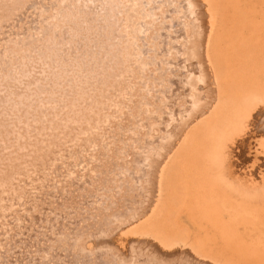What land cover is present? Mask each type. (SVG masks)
Returning a JSON list of instances; mask_svg holds the SVG:
<instances>
[{"label": "bare ground", "instance_id": "6f19581e", "mask_svg": "<svg viewBox=\"0 0 264 264\" xmlns=\"http://www.w3.org/2000/svg\"><path fill=\"white\" fill-rule=\"evenodd\" d=\"M18 1L19 0H15V3H17ZM20 1H19V4H20ZM47 1H49V0H46V2ZM171 1L173 2V1H177V0L165 1L166 7L169 8L167 14H165L166 16L163 17V15H162L163 19L165 18V20H166V18L169 19L170 17L168 18V16H172V14L176 12V8H177L176 6L177 5H175L176 8L174 7V10H173L171 5L172 4L174 5V2L170 3ZM180 1H179V3L183 4L182 8H184V14H183V12H182V14L184 15V17L179 16L180 18L177 20V22H178L177 24H180V26L183 25L184 28H185L184 22L185 23L187 22L190 25L186 24L189 26H187L185 28V30H183L181 33H177L176 30H174L176 32V35H174V36L172 35L170 37V39H171V42H170V39H168L169 37L166 36V34L170 30V28H172L171 26H173L176 23V21L174 22V20H172V17H171V21H172L171 25L169 22L168 23L164 22L163 24H161L162 23L161 22L159 24V27L156 26L158 28L157 29L155 28L156 30H158V33L153 34V37H150L149 40L147 39L148 38L147 37L146 41H148V43H154L160 39L162 40L163 38H165L164 43H162L163 44V46H162L163 51L166 50V49H164V48H166L165 47L166 42L171 43L170 44L171 49L174 50L176 53L174 58L177 57V60L175 59L177 62L176 63L174 62V63L176 64V67H177L178 72L180 74L179 76H181V78L174 80L175 84L174 83L173 84L178 85L179 82L184 83V81H182V80L183 79L186 80L185 75H187V73H189L191 68H194L196 66L192 67V64L195 62V61L194 62L192 61L194 59L191 60V63L189 62V59H186L189 62L188 64H186L182 60V57H180V51H179L180 48H177V45L179 44L180 40H183L188 36L187 33L190 32L192 28H194V30L196 29L195 34L191 33V32L190 33L192 35L194 34L193 37L195 38V40H198V42H199V45L195 50V53H196L195 55L198 56L196 62H197L199 69L201 71L199 74V75H201L199 80H201V82L203 84V87H201V88H202V91L204 90L203 93L205 95L202 98L197 95L201 99L199 100V98H197L198 101L196 100L197 102H193L192 101V100H194L193 96L187 95L188 90L186 89V91H184V94L186 95L184 100L187 99V102H190V103L188 104L186 109L184 108V111L182 112V114H178L174 118L170 117L171 115L174 114L173 110H172V109H174V106L169 105L170 101H172V100L170 99L169 103H168V101L163 102L164 99L161 98V95H160V97L159 96L156 98L154 97L156 100V104L160 103L159 107L155 106L153 109H146V106H145V109H142V110H144L143 114H141V110L139 111L136 109L139 112V113L136 112V114H138L137 117L141 116L140 118H142L144 120L145 126L148 127V125H150L151 120H154L153 123H154L155 128H156V129L155 128L154 129L156 130L157 135H155L156 133H152V128H147L146 129L147 135H146V138H144V140L145 139L146 140H145V142L142 143V146H143L142 151L143 152L140 150L141 152L134 153L133 157L130 159L131 163H132V164H130L131 169L129 167H127V169L125 168L126 170L123 169V167L120 169V171L123 169L122 172L125 171L127 178H126V176L125 177L122 176L123 174H121L118 171V176L116 178L117 179V185H119V188L121 187L122 191H123V201L121 199V201H122L121 203H123V204L120 203L119 210L115 209L114 211H112L110 213H105V214L102 213L103 219H100L98 221V220L92 218L93 224H91V226H90V223H89V227L90 228L92 227V230H93L92 232H90L91 235H96V236L101 235V236H103L102 237L103 239H104V237L107 239L101 240L102 238L100 237L101 238V239L99 238L100 241H98V238H97V241L95 242V241H93V239L96 240V238H94L93 236H92V238H93L92 240L85 237L86 233H83L84 228L81 229V227H80L83 220H82L81 216L80 217L78 216L79 215L78 211H80L81 209H79L76 212V216H74L75 212H73V211L69 214V216H67V218H69V220L71 217H73V218H71L72 219L71 220L72 226L70 225V227H69V225L67 224L68 225L67 227H69V228H67L69 235H68V238L64 239V237L62 236L63 233L60 232L59 230H57L54 226H52L50 224L51 222L45 223V227L47 228V230L45 227L42 229L44 224H41V223H43L42 221L44 220V218H45L44 222L47 219L43 215L41 216L40 214H38L42 211V209L39 212L38 211L39 208H38V210H37L38 213L36 212L38 215H36L35 212H33L36 208H33V206L31 207L30 204L33 202V200L31 198L30 199L32 200V202L30 201L31 202L30 203L29 201H27L26 207H28L29 209H27L28 211L25 210V212H24L23 207L20 206V203H17V201H19V200H17V201H15V205H13L15 208L14 209L15 210V216L14 217L18 218V216H20V215L17 216L16 212L23 214L24 217H28L29 214L36 215V218L34 221L35 223L33 224V226H35L38 229H34L35 231L32 232L34 234L31 236L26 237L24 235L26 237L25 240H27L26 243H28L29 245H32V246H31V248H28V250L26 247H24L26 250L24 248L22 250L21 248L17 249V247H18L17 245H20L19 244L20 242L18 243V241H16V239H17V236L20 235V230L22 231V229L25 227V225L23 224L24 227L22 229H19V227H17L16 225L11 226V227L9 226V229L7 230V232H4L7 227L0 226V232L7 233V237H9L8 242L10 244L9 245L8 242L4 243L5 248L3 247V250H1L2 253H0V255L2 254V258L0 259V264H65V263H67V264H118L115 257L112 256L113 255L112 251H114V252L116 251V253L118 255L121 254L122 257L123 256L127 257L128 255H126V254L129 252L131 258L133 256L136 259H138L140 257L141 261H143L144 264H198L195 262L193 263V261H197L200 264H264V162H263L264 161V159H263V157H264V0H192L193 4L191 5L192 2L189 3L190 7H188V4H187L188 0H180ZM7 2H8V0H7ZM10 2H11V0L8 3H10ZM31 2H33V1H31ZM39 2L37 1L36 3H38V5H39ZM42 2H40V3H42ZM99 2H100V0H99ZM105 2H107V1H105ZM128 2H130V1H128ZM149 2H150V0H149ZM26 3H28V2H26ZM36 3H34V4L36 5ZM48 3H46L47 7L50 4L53 5L52 2L49 4ZM71 3H73V1H71ZM74 3H76V2H74ZM4 4H5V0H0V7H2V10H3V7H4V10L6 8V6ZM14 4H12V5H14ZM67 4H69V3H67ZM77 4L78 3H76V5ZM120 4H119V6H120ZM153 4H154V2H153ZM20 5H22V7H23V3ZM20 5H18V7ZM42 5H43V3H42ZM102 5H103V2H102ZM124 5L125 6H123V7H126L127 2ZM161 5H162V3H161ZM9 6H11V4H9ZM24 6L26 9V4H24ZM83 6H84V4H83ZM88 6H90V5H87V7ZM13 7L15 8V6H13ZM31 7L32 6L30 5V8ZM33 7H34V5H33ZM92 7H93V5H92ZM136 7L137 6H135V8ZM140 7L142 8V6H140ZM178 7H179V5H178ZM51 8H52V6H51ZM51 8H50V10H51ZM71 8H72V5H71ZM76 8H75V10L78 9V8L77 9ZM80 8L81 7H79L78 10H80ZM114 8H115V6H114ZM114 8H112V9H114ZM121 8H122V6H121ZM150 8H151V12H152V7H150ZM28 9L29 8H27V12H28ZM102 9L103 8L101 7V11H102ZM37 10H40L39 6H38ZM47 10H48V8H47ZM87 10H89V9H87ZM146 10L148 11V8ZM11 11H12V9H11ZM19 11L21 12V10H19ZM63 11H64V9H63ZM67 11L68 12H66V11L64 12L66 15H63L64 13L62 15H63V17H65V20L69 19V22H70L71 21L70 15L71 14L73 15L74 12H72V11H74V10L71 11V9H70ZM103 11H104V9H103ZM154 11H156V9L155 10L153 9V13H154ZM0 12H1V10H0ZM151 12H150V14H151ZM10 13H8V15H10ZM22 13H24V10H23V12H21V15H22ZM30 13H31V11H30ZM55 13H56V11H55ZM75 13H77V12H75ZM100 13H102V12H100ZM108 13H110V11ZM53 14H54V12H53ZM58 14L59 13H57V15ZM2 15H4V14H2ZM19 15H20V13H19ZM19 15H17V16H19ZM127 15L129 16L128 19H130L131 16L129 15V13ZM135 15H136V13H135ZM33 16H35V15H33ZM33 16H32V18H33ZM56 16H54V17H56ZM82 16L84 17L85 20H89V21H90V18L92 17L88 12H84L83 14H81V17ZM97 16H98V14H97ZM101 16H102V14H101ZM114 16H116V15H114ZM137 16H140V14ZM151 16L154 17L153 15H151ZM0 17H1V15H0ZM117 17H119V16H117ZM7 18H5V19H7ZM19 18H20V16H19ZM74 18H76V17H74ZM99 18H100V16H99ZM108 18H110V17H108ZM159 18L160 17H158V19ZM177 18H178V15L176 16V19ZM16 19H18V18H16ZM35 19H36V17H35ZM41 19H42V17H41ZM56 19H57V17H56ZM79 19H80V17H79ZM97 19H95V20H97ZM136 19L137 18L135 17V20ZM181 19H182V21H180ZM19 20L21 21V19H19ZM14 21L16 22L17 20H14ZM53 21H54V19H53ZM34 22L36 23L37 20ZM38 22H39V19H38ZM66 22L67 21L63 22V19H62V21H60L58 24H56L59 26H58V28L57 27L55 28V31H53L54 29L51 27L53 29L52 30L53 33H55V36H56V34H59V32H63L67 29L68 30L70 29V27L72 25L70 24L71 26L69 25L70 26L69 27L68 26L69 22H67V24H66ZM90 22H89V24H90ZM116 22H117V20H116ZM118 22H119V18H118ZM152 22H154V21H152ZM180 22L181 23L183 22V23L181 24ZM0 23H2V22L0 21ZM71 23H72V21H71ZM92 23H93V20H92ZM126 23H129V22H126ZM148 23H149V21L147 20L146 24H148ZM2 24L4 25V23H2ZM5 24H7L6 21H5ZM9 24H11V23H9ZM37 24H39V23H37ZM96 24H99L96 26L100 30V31L98 30L99 33L102 36L103 35L105 36V38L103 37L102 40H105L106 35H107V29L105 30V28L107 27L106 26V24H107L106 16H104V19L101 18L99 20V22ZM3 25H2V27H3ZM21 25L22 24H20L19 26H21ZM44 25H45V23H44ZM49 25H50V23H49ZM53 25H54V23H53ZM82 25H80V26H82ZM132 25H133V23H132ZM157 25H158V23H157ZM23 26L24 25H22V27ZM178 26H176V27H178ZM26 27L28 28V26H26ZM37 27H36V29H37ZM78 27H79V25H78ZM112 27H113V25H112ZM115 27H114V29H115ZM126 27H128V26H126ZM153 27H155V26L153 25ZM174 27H175V25L173 26V28ZM148 28L150 31V27H148ZM12 29H15V28H12ZM39 29H41V28H39ZM45 29H47V28H45ZM73 29H75V28L73 27ZM95 29H97V28H95ZM117 29H116V32H117ZM42 30H43V28H42ZM110 30H111V28L108 29V31H110ZM16 31H18V28L16 29ZM34 31H36V30H34ZM80 31H82V30H80ZM171 31H172V29H171ZM192 31H193V29H192ZM1 32H2V30H1ZM38 32L37 33L35 32V33L38 34ZM66 32H68V31H66ZM121 32H124V31H121ZM153 32H155V31H153ZM22 33H23V31H22ZM22 33H21V35H22ZM44 33H46V32H44ZM68 33H70V32H68ZM83 33H84V35H83ZM12 34H14V33H12ZM29 34H30V31H29ZM81 34L83 36L86 35L89 42L93 41L96 44V40H97V42L99 41L98 37L100 35L97 34L98 36H93L94 34L92 33V27H90V26H89V28H87V30L84 29ZM146 34H147V32L145 33V35ZM169 34H170V32H169ZM70 35H71V33H70ZM70 35H68V36H70ZM148 35L149 34H147V36ZM4 36H2V37H4ZM23 36H25V34ZM52 36H54V35H52ZM124 36H126V35H124ZM36 37H38V36H36ZM107 37H109V36H107ZM39 38L40 37H38V39ZM33 39H35V37ZM44 39H46V38H44ZM61 39L63 41V37H61ZM69 40H71V39H69ZM138 40H140V38ZM11 41H13V40H11ZM112 41H114V40H112ZM135 41H137V40H135ZM21 42H22V40H21ZM30 42H32V41H30ZM30 42H28V43L30 44ZM52 42H53V40L51 41V43ZM54 42H55V40H54ZM70 42H72V41H70ZM126 42H127L126 43V46H127L131 43V40L128 38ZM196 42L197 41H195L194 44ZM86 43L87 42H85V44ZM191 43H189V44H191ZM57 44H58V41H57L56 45ZM67 44L68 43H66V45ZM72 44H75V43H72ZM82 44L84 45V43H82ZM137 44H139V43H137ZM141 44H144V42ZM6 45H8V42ZM34 45H35V43H34ZM37 45L38 44H36V47H37ZM41 45H44V44L42 43V44H40V46ZM76 45H78V44H76ZM92 45H93V43H92ZM92 45H90V46H92ZM149 45L151 46V44H149ZM16 46H18V45H16ZM49 46H50V43H49ZM65 46L62 45V48H64ZM116 46H117V44H116ZM120 46H121V44H120ZM126 46H124V48ZM182 46H184V45H182ZM22 47H23V45H22ZM36 47L32 48V50L34 49V51H35V49H37ZM99 47H100V49L99 48L98 49L101 53L102 52L104 53L105 50H106V52L104 54L109 53V50L107 49V44L105 45V43H102V44L100 43ZM71 48H70V50H71ZM90 48L85 47L81 51L79 50L80 51L79 55L82 54V56L79 57L78 59L73 58L74 56H77V54H78V52L76 54L73 53V52H75L74 51L75 49L72 52L68 48V51L66 52V54H65V52L60 50V53L62 55V56L60 55L61 56V61H60L61 64L59 65L60 68H59V70H57L56 73L50 72L48 70V68H44L45 67L44 66V60L46 58H44L43 56H39V54H41L40 49L42 50V48H40L39 52L37 51L38 55L37 54L31 55L29 60L24 59L22 61L21 60L22 58L20 59L21 60L20 61L21 67L19 66V68L21 69V71L19 70L20 74L18 75L19 77L16 80L15 79L14 80H9V79L2 80V79H0V104H2V105L4 102H6V100H10L8 98H12V101H13V99H16V96L19 97L18 96L19 94H23V95H24V93L34 94V92H36V90L39 91L40 89H42V92L44 94L49 95V96H47L49 101L44 106L46 109L42 110V111L41 110L38 111V114L36 113V115H33V117H32V121H34L36 117L37 118L39 117L40 121H37L38 119L36 120L39 123L34 122L32 125L28 124L27 127H25V130L21 131V132L18 131L17 126H16L17 128H14L13 133L14 134L17 133L18 137H19V135H21V138L19 137L20 142L19 141L17 142L18 146L19 145H21L22 147L28 146L30 148L36 147L34 145L33 141H31L30 138H28L29 134L34 129L39 131L43 135V136H41V137H43V139L41 138L40 140H42L43 144H45V147H50V146L54 145L55 143H57L58 140H60L62 138V135H64V136L66 135L68 130H70L68 128L69 126L70 127L73 126L74 129L75 128L79 129L83 126L85 129L86 125H89L90 127H93V128L99 127V126H97L98 120H94L93 122H91L92 119H87V118H88V116H90L91 114H93L95 112L105 111L104 110V108H105L104 103L108 104L109 101L112 102V98L110 95L111 93L109 94V91L110 90L112 91V86L109 85V83L110 84H112V83H111V79L105 75V72L107 70L104 71V68L102 67V64L100 61V59H102V58H100V56H102V55L100 53H98V51H96V50L94 52H91ZM96 48H97V46H96ZM137 48H139V47L137 46ZM140 48H139V50H140ZM24 49H26V48H24ZM24 49L22 51H24ZM46 49H47V47H46ZM92 49H93V47H92ZM110 49H113V48H110ZM5 50H6V48H5ZM28 50H30V49H28ZM147 50H149V49H147ZM155 50L156 49H154V51ZM0 51H1V49H0ZM144 51H146V48L143 50V52ZM152 51H153V49H152ZM152 51L150 50V52L154 56L153 62H155V60L157 59V56L159 54L162 55L163 57L165 55V54H163V51H160L159 53H156L154 51L152 52ZM54 52L55 51H53V53H52L53 57H54ZM68 52H72L74 54V56L73 57L69 56L70 53H68ZM113 52H114V50H113ZM12 53H10V54H12ZM30 53L32 54V52H30ZM110 53H112V50H110ZM164 53H165V51H164ZM6 54H8L7 51H6ZM26 54H29V53L27 52ZM187 54H188V52H187ZM18 55H22V54H18ZM55 55L58 56L57 54H55ZM136 55H138V54H136ZM166 55H167V52H166ZM16 56H14V57H16ZM23 56H25V54ZM0 57H3V56L1 55ZM117 57H118V55H117ZM56 58H58V57H56ZM110 59H112V58H110ZM126 59H128V58H126ZM15 60H16V58H15ZM112 60H114V59H112ZM139 60H141V58ZM162 60H163V58H162ZM45 61H47V60H45ZM125 61H127V60H125ZM148 61H150V59H148ZM164 61H165V59L163 60V63H164ZM142 63H143V61H142ZM144 63H145V61H144ZM169 63H164V64L166 65ZM116 64H117V62H116ZM137 64H138V62H137ZM147 64L149 65L148 62H147ZM156 65H157V63H156ZM172 65H171V67H172ZM11 66H12V64H11ZM55 66H57V65H55ZM55 66H54V68L56 69ZM103 66L105 67V65H103ZM106 66L108 67V64ZM111 67L114 68L115 66H111ZM12 69L14 70V68H12ZM140 69H142V68H140ZM15 70H17L16 67H15ZM8 71H10V70H7V72ZM137 71H138V69H137ZM173 71L177 72V70H173ZM156 72L161 74L160 71L159 72L156 71ZM21 73H23V74H21ZM110 73H111V70H110ZM152 73H154V72H152ZM167 73L169 74L168 71H167ZM197 73H198V71H197ZM3 74H4V72H3ZM149 74L151 75V73H149ZM111 75H112V73H111ZM130 75H132V74H129V76ZM153 75H155V74H153ZM199 75L197 74V76H199ZM7 76H9V75H7ZM142 77H144V75H142ZM169 77H170V75H169ZM192 77H194V76H192ZM68 78H70L73 82V85L70 86V89H66L67 87L64 88L63 85H61V87H60L59 83L61 82V80H63V79L67 80ZM150 78H152V77H150ZM161 78L162 77H160V79ZM10 79H11V77H10ZM118 79H120V78H118ZM173 79H175V78L173 77ZM192 79H191V81H192ZM150 80H152V79H150ZM194 80H195V77H194ZM113 81H114V79H113ZM147 81L149 82V79ZM157 82H160V81H156V83ZM169 82H170V80H169ZM120 83H122V81ZM138 83H140V82H138ZM144 83L145 82H143L142 84H144ZM192 83H193V81H192ZM112 85L114 86V84H112ZM135 85H136V83H135ZM161 85H163V84L161 83ZM197 85H198V83H197ZM127 87H128V85H127ZM149 87H151V86H149ZM159 87H161V86H159ZM164 87H166V86H164ZM183 88H185V87H183ZM133 89H135V88H133ZM152 90H153V88L151 89V92H152ZM164 90H166V89L164 88ZM121 91H122V89H121ZM167 91H169V90L167 89ZM113 92H114V94H117L115 92V90H113ZM137 92H139V91H137ZM188 92H191V91L189 90ZM153 93L157 96L156 91H154ZM182 93H180V94H182ZM171 94H172V92H171ZM171 94H169L168 97ZM175 95H176V91H175ZM172 96H173V94H172ZM25 97H27V96H25ZM143 97H144V95H143ZM120 98H122V97H120ZM123 98H125V97H123ZM129 98H130V96H129ZM39 99L40 98H38V100ZM142 99H144V98H142ZM149 99L147 98V101ZM79 100H82V101L79 102ZM180 100H181V98H180ZM36 101H37V99H36ZM125 101L126 100H124V102ZM42 102H44V101H42ZM134 102H136V101H133V104H134ZM174 102H176V101H174ZM16 103L17 102H15V105H16ZM53 103H55V104H53ZM69 104H71L70 105L71 109L67 108L68 111L66 110V112L70 113L72 111V112H74V114H72L70 117L66 116V118H65V116H64L62 118L61 117L59 118L57 116V109H59V112H61L62 107L64 108V106H67ZM148 104H149V101H148ZM181 104H182V100H181ZM184 104H182V105H184ZM34 105H36V103ZM172 105H174V104H172ZM12 106H13V104H12ZM17 106H19V105H17ZM127 106H129V105H127ZM143 106H144V104H143ZM2 107H0V108L2 109ZM184 107H185V105H184ZM35 108H37V105ZM112 108H110V109L107 108L109 110L105 111V112H109V114L106 113V114H108L107 117H111L114 120L113 116H115V115L113 114ZM122 108H123V106H122ZM182 108H183V106H182ZM3 109H5V108H3ZM21 109H22V107H21ZM176 109H177V106H176ZM31 110H32V108H31ZM11 111H12V109H11ZM117 111L119 112L118 109H117ZM1 112H3V111H1ZM35 112H37V111H35ZM63 112H65V111L63 110ZM114 112H116V111H114ZM177 112H179V110ZM6 113H9V112H6ZM14 113H15V110H14ZM30 113H31V111H30ZM69 113H68V115H69ZM19 114H20V112H19ZM40 114H43V116L41 117ZM15 115H17V114H15ZM8 116L9 115H7V117H5L4 119L11 121L12 116L11 117H8ZM20 116H21V114H20ZM94 116H95V114H94ZM100 116H101V114H100ZM174 116H175V114H174ZM24 117H28V116L24 115ZM115 117H117V116H115ZM20 118H18V119H20ZM43 118H45V119H43ZM103 120H104V118H103ZM106 120H109V122H113L112 119L110 120L107 118ZM132 120H136V119H132ZM173 120H176V123H174ZM28 121H30V120H28ZM172 121H173V123L171 124L170 122H172ZM123 122H124V119H123ZM118 123H120L119 120H118ZM125 123H126V120H125ZM133 123H134V121H133ZM10 124H14V121ZM158 124L160 125V127L157 128L156 126ZM114 125H115V123H114ZM139 126H141V125H139ZM145 126H144V128H145ZM117 127H119V126H117ZM124 127H126V126H124ZM127 127H128V124H127ZM155 130H154V132H155ZM133 131H134V128H133ZM135 131H136V129H135ZM24 132H25V134H24ZM141 132H143V131H141ZM10 133H11V131H10ZM73 133H74V131H73ZM73 133H71V134H73ZM114 133L116 134V132H114ZM75 134H77V133H75ZM105 134H106V132H105ZM111 134H112V132H111ZM116 135H119V134H116ZM31 136H32V133H31ZM38 137H39V134H38ZM90 137L92 138V136H90ZM94 137H95V135H94ZM119 138H121V136H117V139H119ZM71 140H72V138H71ZM79 140H80V138H79ZM93 140H94V138H93ZM127 140H129V139H126V141ZM12 141H14V140H12ZM120 141H122L123 144H125L124 139H121ZM250 141H251V143H250ZM72 142L70 144H72ZM83 142H84V140H83ZM106 142H107V140H106ZM132 142H131V145L134 144ZM2 143H3V140H2V138H0V145ZM80 143H82V142H80ZM140 143L138 142L137 143L138 147L136 146L139 149L141 148ZM83 144H85V143H83ZM89 144H92V143L90 142ZM127 144H129V143L127 142ZM77 146H78V144H77ZM80 146H81V144H80ZM105 146H107V144ZM250 146H252V148H249ZM22 147H21V149H22ZM60 147H61V145H60ZM30 148H28V149H30ZM54 148H56V146ZM122 148H120V149H122ZM127 148H125V149H127ZM149 148L154 149L153 150L154 154L151 155L152 157H150V155H149V157H147L144 154V150L148 151ZM36 149H37V147L35 148V150ZM69 150H68V152H69ZM88 150H86V151H88ZM11 151L13 152V150H11ZM33 151L34 150H32V153H34ZM49 151H50V149H49ZM52 151H54V150H52ZM250 151L252 154L250 153ZM27 152H29V151H27ZM102 152H103V149H102ZM108 152H109V150H108ZM5 153H6L5 154L6 156L0 155V211L1 212H3L4 210H7V208H8V206L6 207L4 205L6 202H4L1 199V193L3 192L2 191L3 186H5V184L8 182V179L12 181L11 176L13 175V178H14V175L17 173V171H19V169L22 165V161L24 160L22 156H19L20 154H18L16 157H13L14 155L12 154L13 155L12 158H9L7 152H5ZM15 153H17V152H15ZM73 153H74V151H73ZM86 153H84L85 157H86ZM90 153L92 155V152H90ZM112 153H114V152H112ZM119 153H120V151H119ZM52 154H53V152L51 153V156H52ZM106 154H107V152H106ZM261 154L263 155V157H261L262 156ZM46 155H48V154H46ZM78 155H79V151H78ZM99 155H101V154H99ZM99 155H98V157H99ZM33 156H34V154H33ZM40 156H41V154H40ZM93 156L95 157V155H93ZM79 157H81V155H79ZM111 157H112V155H111ZM114 157L115 156H113V158ZM116 157H117V155H116ZM29 158L30 157L27 158V156H26L25 160L29 159ZM36 158L37 157H35L33 159H36ZM54 158H55V156H54ZM68 158H67V160H68ZM88 158H89V156H88ZM125 158H126V156H125ZM37 159L39 160V158H37ZM64 159H65V157H64ZM84 159H86V158H84ZM116 159H118V158H116ZM120 159H121V157H120ZM128 159H129V157H128ZM60 160H61V158H60ZM69 161H70V159H69ZM87 161H89V160H86V163H87ZM92 161H93V159H92ZM260 161H262V163H260ZM108 162H110V161H108ZM125 162H126V159H125ZM88 163H89L88 165H90V162H88ZM75 164H77L76 161H75ZM91 164H92V162H91ZM124 164H126V163H124ZM71 165H73V164H71ZM117 165H119V164H117ZM77 166L78 165H76V167ZM114 166L115 165H113V167ZM121 166H123V165H121ZM58 167H62V165L57 166V168L55 167L57 169V172L59 170ZM93 167L97 168L96 165H94ZM98 167L100 168V166H98ZM102 169H103V167H102ZM102 169H100V171ZM106 170H107V168H106ZM118 170H119V168H118ZM26 172H28V171H26ZM62 172H64V171H62ZM95 172H97V171H95ZM101 172H103V171H101ZM29 173H31V171ZM39 173H40V171H39ZM67 173H68V171H67ZM112 173H113V171H112ZM114 173H115V171H114ZM57 174L58 173H56L55 176H57ZM65 174H66V172H65ZM104 174H106V173H104ZM36 175H37V173H36ZM92 175H94V174H92ZM107 175H108V172H107ZM47 177H49V176H47ZM60 177L57 176V178H59V179H60ZM83 177H85V176H83ZM88 177H89V175H88ZM40 178H41V176H40ZM43 178L44 177H42V179ZM57 178H56V181H57ZM78 178H76V179H78ZM48 179H50V178H48ZM86 179H88V178H86ZM14 180L12 181V183L14 182ZM17 180H19V179H17ZM66 180H68V181H66ZM95 180H98V179H95ZM95 180L93 182H95ZM28 181H32V179L30 180V178H29ZM33 181H35V180H33ZM62 181L64 182L63 186H67L71 183L78 190L82 189L83 185L85 184V182H84V184L82 183L83 184L82 185V184L77 183V181H75V180H71V179H67V178L66 179L62 178ZM80 181H82V180L80 179ZM98 181H96V182H98ZM36 182H38V181H36ZM45 182H46V180H45ZM36 184H38V183H36ZM47 184H46V186H47ZM115 184H116V182L110 183L108 181V179H106V178H105L104 183H103L104 188H106V190L109 187L111 189H114L112 186H116ZM7 186H8V183H7ZM57 186H59V185H56V187ZM87 186L89 187V185H87ZM31 187H32V185H31ZM34 187H36V186H34ZM51 187H53V186L51 185ZM97 187H99V186H97ZM14 188H16V187H14ZM71 188H72V186H71ZM76 188H75V192H77ZM117 188H118V186H117ZM32 189H34V188L32 187ZM46 189H47V187H46ZM52 189L54 190L55 188L53 187ZM52 189H51V191H52ZM67 189H68V186H67ZM19 190L21 191V189H19ZM26 190H29V189L27 188ZM100 190H101V188H100ZM8 191H6V192H8ZM90 191H91V189H90ZM24 192L25 191H23V193ZM85 192H86V190H85ZM100 192H98V193L100 194ZM103 192H105V191H103ZM17 193H19V192H17ZM45 193H46V191H45ZM49 193H50V191L48 192V194ZM71 193H73V192H71ZM95 193H96V191H95ZM21 194L19 193V195H21ZM48 194L46 193L45 196H47ZM104 194L105 193H103V195ZM107 194H105V195H107ZM19 195H17V196H19ZM72 195H74V194H72ZM77 195L78 196H77L75 202H77V201L80 202L81 193L78 191ZM111 195H113V194H111ZM50 196H51V194H50ZM84 196H85V194H84ZM48 197L49 196H47V198ZM67 197L64 196V194H63L60 199L63 200V199H66ZM93 197L96 199L95 196H93ZM103 197H105V196H103ZM108 197H110V196H107V199H108ZM23 198H25V197H23ZM73 198H75V197H73ZM94 198H92V199H94ZM7 199H9V198L7 197ZM19 199H20V197H19ZM69 199H71V198H69ZM97 200L98 199H96V201ZM83 201H85V204H84V206H81V207H82V210L84 211L87 207L90 206V202L88 200H86L85 198L83 199ZM96 201H95V203H96ZM81 202H82V200H81ZM117 202H120V201H117ZM10 203H12V202L10 201ZM95 203L92 205H95ZM34 204H35V202H34ZM71 204H72V202H71ZM107 204L110 205L109 203H107ZM115 204H117V203H115ZM32 205H33V203H32ZM102 205H104V204H102ZM102 205L99 207L102 208ZM60 208L62 209L61 206H60ZM73 208H75V207H73ZM75 209H77V208H75ZM88 209L89 208H87L86 210L88 211ZM111 210H112V208H111ZM95 211H97V210H95ZM1 212H0V217H1V219H3L4 213L1 214ZM45 212H43V213H45ZM50 213L52 214V212H50ZM53 213H54V211H53ZM68 213H69V211L66 213V215ZM98 214L100 215V213H98ZM108 214L110 216H108ZM88 216L89 217L92 216L90 211L88 212ZM88 216H86V217L88 218ZM62 217H64V216L62 215ZM95 217H97V216H95ZM59 218H61V217H59ZM14 219H16V218H14ZM61 219H63V218H61ZM83 219H85V218H83ZM6 220H8V219H6ZM10 220L12 221V218ZM88 220H87V222H88ZM21 221H22V219H21ZM24 221H26V219ZM24 221H23V223H24ZM66 222H67V220H66ZM66 222H65V224H66ZM20 223L22 224V222H19V224ZM25 223H28V222H25ZM60 223L62 224L63 222L61 221ZM30 225L31 224H29V226ZM97 226H98V228H96ZM55 229H56V231H55ZM46 231H48L49 233H45ZM90 233L88 234L89 236H90ZM60 235H61V237H60ZM89 236H87V237H89ZM18 237H20V236H18ZM21 237H22V235H21ZM19 239H21V238H19ZM53 240H54V242L60 240L59 243H57L60 246L65 241L67 243V245H69L68 249L70 248V246L73 249L78 248L80 246L81 247L83 246L87 250L88 249L90 250L91 248H95V247H100V248L94 254H90L91 252H86V253H83L79 256L76 255L75 260H73L74 258H72V260L69 261L70 263H68L66 260H65L66 261L65 262L63 259V256L65 254L63 256L60 255L61 251L58 250L60 248V246H57V245H55V247L52 246ZM106 243L108 244V247L110 246V249L113 248L115 250H113V249L110 250L107 248V246H106V248L102 246V245L105 246ZM21 247H22V245H21ZM141 247H143V248H141ZM146 248H148V250H151L150 252H154L155 254L160 256L159 258H161V259L163 258L165 261H168V263L167 262L166 263L165 262H158V260H159L158 257H157L158 260H155L156 259L154 257L155 255L153 253L146 251ZM16 251H17V254H16ZM18 251L22 254H19ZM109 252H111L112 254ZM62 253H65V252H62ZM17 255H20L21 258H19L20 256L17 257ZM92 255H94V258ZM67 256H69V255H67ZM181 256H185L187 258L184 257V259H183V257L181 258ZM66 258L69 259L68 257H66ZM135 258H132V260H134ZM173 258H175V259H173ZM177 258H179V259H177ZM189 259H191L193 261L191 262V261H189ZM138 261H140V260H138ZM134 262H136V261H134Z\"/></svg>", "mask_w": 264, "mask_h": 264}, {"label": "rangeland", "instance_id": "374dc122", "mask_svg": "<svg viewBox=\"0 0 264 264\" xmlns=\"http://www.w3.org/2000/svg\"><path fill=\"white\" fill-rule=\"evenodd\" d=\"M10 0H8V2H9ZM20 1V0H19ZM19 1L17 2V3H15V0H11V2L10 3H8L7 2V0H5V6H6V8H5V10H4V7H3V10H2V7H0V10H1V17H0V21L2 22V23H4V25L2 24V23H0V49H1V51H0V56L2 55L3 57H0V79H2V80H5V79H9V80H16L19 76V74H20V71H21V69L19 68V66L21 67V60L23 61L24 59L25 60H29L30 59V56L31 55H34V54H37V51L39 52V49L40 48H42V50L40 49V52H41V54H39V56H43L44 58H46L45 60H47V61H45L44 60V68H48V70L50 71V72H53V73H56L57 72V70H59V68H60V61H61V53H60V50H62L63 52H65V54H66V52L68 51V48H69V50H70V48H71V50L70 51H72L73 52V50L75 51V52H73L74 54H76L77 52H78V54H77V56H74V54L72 53V52H68V53H70V55L69 56H71V57H73L74 59L75 58H79V57H81L82 56V54H80L79 55V53H80V51L82 50V49H84L85 47H88V48H90V50H91V52H94L95 50L96 51H98V53H100L102 56H100V58H102V59H100V61H101V64H102V67L104 68V71H106L105 72V75L108 77V78H110L111 79V83L112 84H114V86L112 85V84H110L109 83V85H111L112 86V91L110 90L109 91V94L111 95V98H112V102H108V104L107 103H104V110L105 111H108L110 108H112L113 109V114L115 115V116H117V117H115V116H113L114 117V120H113V118H111V117H107L108 116V114H109V112H105V111H103V112H95V113H93V114H91L90 116H88V118L87 119H92L91 120V122H93L94 120H98L97 121V126H99V127H90L89 125H86L85 126V129H84V126L83 127H81V128H79V129H74V127L73 126H69L68 128L72 131H70V130H68V132L66 133V135L64 136V135H62V138L60 139V140H58V142L57 143H55L54 145H52V146H50V147H45V144H43V142H42V140H40L41 138L43 139V137H41V136H43L39 131H37V130H32V136H31V133L29 134V137L28 138H30V140L31 141H33V143H34V145L37 147V149L35 150V148L36 147H34V148H30V147H28V146H21V145H19L18 146V141L20 140L19 139V137L21 138V135H19V137H18V134L16 133V134H14L13 133V131H14V128H17L18 129V131L19 132H21V131H24L25 130V127H27V125L29 124V125H32L34 122H37V121H40V119H39V117L37 118H35V120L34 121H32V117H33V115H36V113L38 114V111H42V110H45L46 108L44 107L45 105H46V103L49 101V99H48V97L47 96H49V95H47V94H44L43 92H42V89H40L39 91L38 90H36V92H34V94H32V93H30V94H28V93H24V95L23 94H19L18 96L19 97H17L16 96V99H13V101H12V98H8V99H10V100H6V102H4L3 103V105L2 104H0V107H2V109L0 108V138H2V140H3V143L0 145V155L1 156H6L5 154V152H7V154H8V156H9V158H12V156L13 157H16L18 154H20L19 156H22L23 157V161H22V165H21V167H20V169H19V171H17V173L14 175V178H13V175L11 176L12 178V181L14 180V184L12 183V181L11 180H9L8 179V186H7V183L5 184V186H3V192L1 193V199L4 201V202H6L4 205L7 207L8 206V208H7V210H4L3 212H1V214H3V216H4V218L3 219H1V217H0V226H4V227H7L6 229H5V231L4 232H7V230L9 229V226L11 227V226H17V227H19V229H22L23 227H24V225H25V227L22 229V231L20 230V235H18V236H20V237H18L17 236V239H16V241H18V243L20 244V245H17L18 247H17V249H19V248H21L22 250H23V248L24 247H26L27 248V250H28V248H31V246L32 245H29L28 243H26V241L27 240H25L26 239V237L27 236H31V235H33L34 233H32V232H34L35 230L34 229H38V228H36L35 226H33V224L35 223L34 221H35V218H36V215H38V214H40L41 216L43 215L44 217H46V221L44 222V220H45V218H44V220L42 221L43 223H41V224H44V226L42 227V229L45 227V223L46 222H48V223H50L52 226H54L57 230H59L60 232H62L63 233V237H64V239H66V238H68V231H67V228H69L70 227V225H71V218H73V217H71L70 218V220H69V218H67V216H69V214L73 211V212H75V215L74 216H76V212L79 210V209H81L80 211H78V216L80 217H82V220H83V222L81 223V229H83L84 228V232L83 233H86V238H88V239H93L92 238V236L94 237V238H96V240H94L93 239V241H97V238H98V241H100V239L103 237V236H96V235H91V233L90 232H92L93 230H92V227L90 228L89 227V223H90V226H91V224H93V220H92V218L93 219H96V220H100V219H103V217H102V213H110V212H112V211H114L115 209L116 210H119V206H120V203L123 201V191H122V188L120 187L119 188V185H117V176H118V171L121 173V174H123L122 176H126V178H127V175L125 174V171H123L122 172V170L123 169H127V167H129L130 169H131V165L130 164H132L131 163V158L133 157V155H134V153H139V152H141L142 150H143V146H142V143L143 142H145V140H144V138H146V135H147V131H146V129L147 128H152V133H156L155 135H157V132H156V128H155V125H154V120H151V122H150V125H148V127L147 126H145V123H144V120L142 119V118H140L141 116H139V117H137L138 116V114H136V112L137 113H139L137 110H141V114H143V111L144 110H142V109H145V106H146V109H153L155 106H160V103H157L156 104V100H155V98L156 97H160V95H161V98H163L164 100H163V102H167L168 101V103H169V101H170V99L173 101H170V104L169 105H171V106H174V109H172L173 110V113L175 114V116H174V114L173 115H171L170 117H176V115H178V114H182V112L184 111V108L186 109V107L188 106V104L190 103V102H187V99L186 100H184L185 99V97H186V95L184 94V91H186V89L189 91H191V92H188L187 91V95H190V96H193V99L194 100H192L193 102H197L198 100H197V98H199V97H204V93H203V91H202V88L201 87H203V84H202V82H201V80H199V78H200V76L201 75H199L200 74V69H199V66H198V64H197V62H196V60H197V57L198 56H196L195 54V50H196V48L198 47V45H199V42H198V40H195V38L193 37V35L195 34V31H196V29L194 30V28H192L193 29V31H192V29H191V33H194L193 35L190 33V32H188L187 34H188V38L186 37L185 39H183V40H180L179 41V44L177 45V48H180V57H182V60L186 63V64H188L189 62L191 63V60L192 59H194V60H192L194 63L192 64V67L193 66H196V67H194L197 71H198V73H197V71L194 69V68H191L190 69V71H189V73H187V75H185V77H186V80H182V81H184V83H181V82H179V84L177 85H174L175 83H174V80H176V79H179V78H181V76H179L180 74H179V72H178V69H177V67H176V60H177V57L176 58H174L175 57V55H176V53H175V51L174 50H172L171 49V46H170V42H171V39H170V37L173 35H176V32L177 33H181L183 30H185V28L187 27V26H189L190 24L189 23H185L184 22V25H185V28H184V26L182 25V26H180V24H177L178 22H177V20L180 18L179 16H182V17H184V8H182L183 7V4H181L182 2L180 1V0H177V1H173L174 2V5L172 4L171 5V7L173 8V10H174V7H175V5H177L175 8H176V12L175 13H173L172 14V16H168V18L169 19H167L166 18V20H165V18L163 19V17H165L166 15L165 14H167V12H168V7H166V2L165 1H167V0H150V2H149V0L147 1V0H100V2H99V0H49V1H47L46 2V0H21L20 1V4H22L23 3V7H22V5H20L19 4ZM30 1V2H29ZM31 1H33V2H31ZM35 1V2H34ZM42 2L43 3V5H42V3H40L39 2V5H38V3H36V2ZM68 1V2H67ZM71 1H73V3H71ZM105 1H107V2H105ZM121 1V2H120ZM128 1H130V2H128ZM133 1V2H132ZM144 1V2H143ZM154 2V4H153V2ZM179 1L181 2V3H179ZM22 2V3H21ZM26 2H28V3H26ZM51 3L52 2V4L53 5H49L48 7H47V4L46 3ZM74 2H76V3H78L77 5H76V3H74ZM102 2H103V5H102ZM119 2V3H118ZM126 2H127V5H126V7H123V6H125L124 4H126ZM132 2V3H131ZM137 2V3H136ZM147 2V3H146ZM172 1L170 2V3H173ZM188 2V3H187ZM186 3L188 4V7H190V4L189 3H191V5L193 4V1L192 0H188ZM15 3V4H14ZM30 3V4H29ZM34 3H36V5L34 4ZM45 3V4H44ZM48 3V4H49ZM67 3H69V4H67ZM114 3V4H113ZM121 3V4H120ZM144 3V4H143ZM152 3V4H151ZM161 3H162V5H161ZM176 3V4H175ZM179 3V4H178ZM9 4H11V6H9ZM12 4H14V5H12ZM20 5L19 7H18V5ZM24 4H26V9H25V6H24ZM28 4V5H27ZM34 5V7H33V5ZM57 4V5H56ZM64 4V5H63ZM83 4H84V6H83ZM112 4V5H111ZM119 4H120V6H119ZM134 4V5H133ZM159 4V5H158ZM181 4V5H180ZM3 5V6H4ZM30 5L32 6L31 8H30ZM45 5V6H44ZM71 5H72V8H71ZM82 5V6H81ZM87 5H90V6H88L87 7ZM92 5H93V7H92ZM95 5V6H94ZM100 5V6H99ZM109 5V6H108ZM148 8V11L146 10L147 8L145 7V6ZM178 5H179V7H178ZM13 6H15V8L13 7ZM29 6V7H28ZM38 6H39V9L40 10H37V8H38ZM51 6H52V8H51ZM64 6V7H63ZM66 6V7H65ZM69 6V7H68ZM111 6V7H110ZM114 6H115V8H114ZM117 6V7H116ZM121 6H122V8H121ZM128 6V7H127ZM131 6V7H130ZM135 6H137L136 8H135ZM140 6H142V8L140 7ZM187 6V5H186ZM12 7V8H11ZM79 9V7H81L80 8V10H78L77 8ZM96 9H95V8ZM101 7L104 9V11H103V9H102V11H101ZM144 7V8H143ZM150 7H152V12H151V8ZM162 7V8H161ZM165 7V8H164ZM170 7V8H171ZM193 7V6H192ZM10 8V9H9ZM27 8H29L28 9V12H27ZM47 8H48V10H47ZM50 8H51V10H50ZM66 8V9H65ZM71 9V11L72 10H74V11H72V12H74L73 13V15L71 14L70 15V20L72 21V23H71V21L69 22V19H67V20H65V17H63V15H66L64 12L66 11V12H68L67 10H70ZM75 8L77 9V10H75ZM98 8V9H97ZM110 8V9H109ZM112 8H114V9H112ZM126 8V9H125ZM132 8V9H131ZM146 8V9H145ZM150 8V9H149ZM182 8V9H181ZM194 8V7H193ZM7 9V10H6ZM9 9V10H8ZM11 9H12V11H11ZM59 9V10H58ZM63 9H64V11H63ZM82 9V10H81ZM87 9H89V10H87ZM96 11H94V10ZM107 9V10H106ZM145 9V10H144ZM153 9L155 10L156 9V11H154V13H153ZM164 9V10H163ZM179 9V10H178ZM18 10V11H17ZM19 10H21V12H23V10H24V13H22V15H21V12L19 11ZM47 10V11H46ZM99 10V11H98ZM113 10V11H112ZM121 10V11H120ZM125 10V11H124ZM137 10V11H136ZM158 10V11H157ZM163 10V11H162ZM183 10V11H182ZM5 11V12H4ZM9 11V12H8ZM30 11H31V13H30ZM39 11V12H38ZM41 11V12H40ZM52 11V12H51ZM55 11H56V13H55ZM60 11V12H59ZM110 11V13H108V12ZM116 11V12H115ZM165 11V12H164ZM3 12V13H2ZM11 12V13H10ZM27 12V13H26ZM53 12H54V14H53ZM62 12V13H61ZM75 12H77V13H75ZM84 12H88L92 17L90 18V21L89 20H85L84 19V17L82 16L81 17V14H83ZM100 12H102V13H100ZM126 12V13H125ZM150 12H151V14H150ZM162 12V13H161ZM181 12V13H180ZM182 12H183V14H182ZM8 13H10V15H8ZM19 13H20V15H19ZM29 13V14H28ZM41 13V14H40ZM57 13H59L58 15H57ZM61 13V14H60ZM64 13V14H63ZM81 13V14H80ZM96 13V14H95ZM129 13V15L131 16L130 17V19H128V14ZM131 13V14H130ZM133 13V14H132ZM135 13H136V15H135ZM161 13V14H160ZM2 14H4V15H2ZM19 15L20 16V18H19V16H17V15ZM27 14V15H26ZM63 14V15H62ZM97 14H98V16H97ZM101 14H102V16H101ZM104 14V15H103ZM140 14V16H137V15H139ZM160 14V15H159ZM12 15V16H11ZM25 15V16H24ZM30 15V16H29ZM33 15H35V16H33ZM44 15V16H43ZM57 15V16H56ZM114 15H116V16H114ZM151 15H153L154 17H152ZM158 15V16H157ZM162 15H163V17H162ZM178 15V18L176 19V16ZM3 16V17H2ZM32 16H33V18H32ZM53 16V17H52ZM54 16H56L57 17V19H56V17H54ZM62 16V17H61ZM80 17V19H79V17ZM95 16V17H94ZM99 16H100V18H99ZM104 16H106V18H107V24H106V28H105V30L107 29V35H106V39L105 40H102V38L104 37L105 38V36L103 35H101L100 33H99V28L96 26V25H99V24H96V23H98L99 22V20L101 19V18H103L104 19ZM117 16H119V17H117ZM123 16V17H122ZM8 17V18H7ZM12 17V18H11ZM15 19H14V18ZM25 17V18H24ZM35 17H36V19H35ZM40 17V18H39ZM41 17H42V19H41ZM63 19V22L64 21H67V22H69V24H68V26L70 27V31L67 29V30H65V31H63V32H59V34H56V36H55V33H53V31H55V28L57 27L58 28V26L59 25H56V24H58L60 21H62V19ZM74 17H76V18H74ZM108 17H110V18H108ZM122 17V18H121ZM126 17V18H125ZM135 17L137 18L136 20H135ZM139 17V18H138ZM158 17H160L159 19H158ZM171 17H172V20H174V22L176 21V23L174 24L175 25V27L176 26H178V27H174L173 28V26H171L172 28H170V30L167 32V34H166V36H168L169 38L168 39H170V42H166V44H165V47L166 48H164V49H166V50H164L165 51V53H164V51L162 50V46H163V44L162 43H164V39L165 38H163L162 40L160 39V40H158V41H156V42H154V43H148V41H146V38L149 40L150 39V37H153V34H155V33H158V30H156L158 27H159V24L161 23V24H163L164 22H169L170 23V25H171ZM3 18V19H2ZM5 18H7V19H5ZM16 18H18V19H16ZM24 18V19H23ZM28 18V19H27ZM32 20H31V19ZM60 18V19H59ZM98 18V19H97ZM115 18V19H114ZM118 18H119V22H118ZM10 19V20H9ZM12 19V20H11ZM19 19H21V21L19 20ZM26 19V20H25ZM38 19H39V22H38ZM53 19H54V21H53ZM76 19V20H75ZM95 19H97V20H95ZM125 19V20H124ZM132 19V20H131ZM152 21H154V22H152ZM155 19V20H154ZM3 20V21H2ZM14 20H17L16 22L14 21ZM31 20V21H30ZM36 21L37 20V22L35 23L34 21ZM42 20V21H41ZM92 20H93V23H92ZM116 20H117V22H116ZM136 22H135V21ZM147 20L149 21V23L148 24H146L147 23ZM165 20V21H164ZM168 20V21H167ZM5 21H6V23L7 24H5ZM8 21V22H7ZM28 23H27V22ZM58 21V22H57ZM110 21V22H109ZM113 21V22H112ZM129 22V23H126V22ZM140 21V22H139ZM151 21V22H150ZM180 21H182V19L180 20ZM22 22V23H21ZM54 23V25H53V23ZM67 22H66V24H67ZM85 22V23H84ZM89 22H90V24H89ZM124 22V23H123ZM9 23H11V24H9ZM17 25H15V24ZM37 23H39V24H37ZM44 23H45V25H44ZM49 23H50V25H49ZM81 23V24H80ZM120 23V24H119ZM132 23H133V25H132ZM157 23H158V25H157ZM181 23V22H180ZM183 23V22H182ZM181 23V24H182ZM20 24H22V25H24L23 27H22V25L21 26H19ZM28 24V25H27ZM31 24V25H30ZM76 24V25H75ZM83 24V25H82ZM146 26H145V25ZM152 24V25H151ZM156 24V25H155ZM186 24H189V25H186ZM2 25H3V27H2ZM36 25V26H35ZM40 25V26H39ZM74 25V26H73ZM78 25H79V27H78ZM80 25H82V26H80ZM85 25V26H84ZM112 25H113V27H112ZM145 27H144V26ZM148 25V26H147ZM153 25L155 26V27H153ZM7 26V27H6ZM14 26V27H13ZM18 28V31H16V27ZM19 26V27H18ZM26 26H28V28L26 27ZM32 26V27H31ZM38 26V27H37ZM66 26V25H65ZM89 26L90 27H92V33L94 34H92L93 36H98V35H100L98 38H99V43L97 42V40H96V44L92 41V42H89L88 41V38H87V36L85 35V36H83L84 35V33H83V35L81 34L82 33V31L84 30V29H86L87 30V28H89ZM96 26V27H95ZM110 26V27H109ZM116 26V27H115ZM126 26H128V27H126ZM135 26V27H134ZM156 26H158V27H156ZM5 27V28H4ZM22 27V28H21ZM36 27H37V29H36ZM47 28V29H45V28ZM54 29H52V28ZM73 27L75 28V29H73ZM109 27V28H108ZM114 27H115V29H114ZM133 27V28H132ZM147 27V28H146ZM148 27H150V31H149V28ZM181 27V28H180ZM12 28H15V29H12ZM21 28V29H20ZM24 28V29H23ZM26 28V29H25ZM39 28H41V29H39ZM42 28H43V30H42ZM73 30H72V29ZM84 28V29H83ZM95 28H97V29H95ZM111 28V30L110 31H108V29H110ZM118 28V29H117ZM136 28V29H135ZM144 28V29H143ZM156 28V29H155ZM116 29H117V32H116ZM148 29V30H147ZM171 29H172V31H171ZM1 30H2V32H1ZM4 30V31H3ZM15 30V31H14ZM23 31V33H22V31ZM26 32H25V31ZM28 30V31H27ZM34 30H36V31H34ZM53 30V31H52ZM78 30V31H77ZM80 30H82V31H80ZM96 30V31H95ZM99 30V31H98ZM113 30V31H112ZM133 30V31H132ZM135 30V31H134ZM146 30V31H145ZM174 30H176V32L174 31ZM10 31V32H9ZM29 31H30V34H29ZM39 31V32H38ZM41 31V32H40ZM66 31H68V32H70L71 33V35H70V33H68V32H66ZM98 31V32H97ZM121 31H124V32H121ZM149 31V32H148ZM153 31H155V32H152ZM157 31V32H156ZM174 31V32H173ZM16 32V33H15ZM33 32V33H32ZM38 32V34H36V33ZM44 32H46V33H44ZM50 32V33H49ZM66 32V33H65ZM109 32V33H108ZM121 32V33H120ZM147 32V34H149L148 36H147V34L145 35V33ZM169 32H170V34H169ZM5 33V34H4ZM12 33H14V34H12ZM21 33H22V35H21ZM43 33V34H42ZM53 33V34H52ZM63 33V34H62ZM73 33V34H72ZM96 33V34H95ZM99 33V34H98ZM113 33V34H112ZM125 33V34H124ZM5 36H4V35ZM8 34V35H7ZM25 34V36H23ZM32 34V35H31ZM47 34V35H46ZM49 34V35H48ZM98 34V35H97ZM130 34V35H129ZM152 34V35H151ZM190 34V35H189ZM7 35V36H6ZM18 35V36H17ZM21 35V36H20ZM31 35V36H30ZM40 35V36H39ZM51 35V36H50ZM52 35H54V36H52ZM65 35V36H64ZM68 35H70V36H68ZM75 35V36H74ZM81 35V36H80ZM115 35V36H114ZM122 35V36H121ZM124 35H126V36H124ZM192 35V36H191ZM2 36H4V37H2ZM15 36V37H14ZM33 36V37H32ZM36 36H38V37H40L39 39H38V37H36ZM42 36V37H41ZM49 36V37H48ZM63 37V41H62V39H61V37ZM73 36V37H72ZM79 36V37H78ZM107 36H109V37H107ZM146 36V37H145ZM191 38H190V37ZM12 37V38H11ZM28 37V38H27ZM35 37V39H33ZM58 37V38H57ZM60 37V38H59ZM67 37V38H66ZM82 37V38H81ZM116 39H115V38ZM127 37V38H126ZM133 37V38H132ZM193 37V38H192ZM31 38V39H30ZM44 38H46V39H44ZM87 38V39H86ZM119 38V39H118ZM121 38V39H120ZM130 39L131 40V43L129 44V45H127L126 46V41H127V39ZM140 38V40H138V39ZM167 38V37H166ZM8 39V40H7ZM10 39V40H9ZM19 39V40H18ZM33 39V40H32ZM41 39V40H40ZM48 39V40H47ZM51 39V40H50ZM57 39V40H56ZM69 39H71V40H69ZM75 39V40H74ZM114 40V41H112V40ZM133 39V40H132ZM11 40H13V41H11ZM21 40H22V42H21ZM45 40V41H44ZM53 40V44L51 43V41ZM54 40H55V42L57 43V41H58V44L56 45V43L54 42ZM66 40V41H65ZM78 40V41H77ZM81 40V41H80ZM102 40V41H101ZM121 42H120V41ZM135 40H137V41H135ZM144 40V41H143ZM17 41V42H16ZM26 41V42H25ZM30 41H32V42H30ZM50 41V42H49ZM65 41V42H64ZM68 41V42H67ZM70 41H72V42H70ZM77 41V42H76ZM162 41V42H161ZM195 41H197L195 44H194V42ZM2 42V43H1ZM7 42H8V45H6L7 44ZM24 42V43H23ZM28 42H30V44L28 43ZM44 44V45H41L40 46V44H42V43ZM61 42V43H60ZM80 42V43H79ZM85 42H87L86 44H85ZM107 42V43H106ZM112 42V43H111ZM114 42V43H113ZM144 42V44H141V43H143ZM192 42V43H191ZM11 43V44H10ZM14 43V44H13ZM33 45H32V44ZM34 43H35V45H34ZM40 43V44H39ZM46 43V44H45ZM48 43V44H47ZM49 43H50V46H49ZM66 43H68L67 45H66ZM72 43H75V44H72ZM82 43H84V45L82 44ZM92 43H93V45H92ZM100 43L102 44V43H105V45L107 44V49L109 50V53H110V50H112V53H108V54H104L105 52H106V50L104 51V53L102 52H100L99 51V49H100ZM137 43H139V44H137ZM189 43H191V44H189ZM23 45V47H22V45ZM36 44H38L37 45V47H36ZM76 44H78V45H76ZM89 44V45H88ZM95 44V45H94ZM109 44V45H108ZM112 44V45H111ZM116 44H117V46H116ZM120 44H121V46H120ZM125 44V45H124ZM149 44H151V46L149 45ZM11 45V46H10ZM16 45H18V46H16ZM46 45V46H45ZM59 45V46H58ZM62 45L63 46H65L64 48H62ZM72 45V46H71ZM90 45H92V46H90ZM99 45V46H98ZM119 45V46H118ZM135 45V46H134ZM149 45V46H148ZM182 45H184V46H182ZM8 46V47H7ZM16 46V47H15ZM26 46V47H25ZM31 46V47H30ZM43 46V47H42ZM74 46V47H73ZM96 46H97V48H96ZM114 46V47H113ZM124 46H126L125 48H124ZM137 46L140 48H142L143 46L146 48V51H144L143 52V50L145 49L144 47L141 49L140 48V50H139V48H137ZM2 47V48H1ZM6 48V50H5V48ZM12 47V48H11ZM37 48V49H35V51H34V49L32 50V48ZM46 47H47V49H46ZM50 47V48H49ZM61 47V48H60ZM79 49H78V48ZM92 47H93V49H92ZM118 47V48H117ZM4 48V49H3ZM18 48V49H17ZM24 48H26V49H24ZM30 49V50H28V49ZM99 48V49H98ZM110 48H113V49H110ZM128 48V49H127ZM130 48V49H129ZM136 48V49H135ZM10 49V50H9ZM15 49V50H14ZM17 49V50H16ZM24 49V51H22ZM55 49V50H54ZM58 49V50H57ZM98 49V50H97ZM147 49H149V50H147ZM152 49H153V51H154V49H156L154 52H156V53H159L160 51H163V54H165L164 55V57L162 56V55H158L157 56V61L155 60V62H153V59H154V56H153V54L150 52V50L152 51ZM48 50V51H47ZM66 50V51H65ZM77 50V51H76ZM80 50V51H79ZM93 50V51H92ZM107 50V51H108ZM113 50H114V52H113ZM118 50V51H117ZM125 50V51H124ZM128 50V51H127ZM137 50V51H136ZM6 51L8 52V54H6ZM10 51V52H9ZM44 51V52H43ZM53 51H55L54 52V57H53ZM120 51V52H119ZM149 53H148V52ZM152 51V52H153ZM3 52V53H2ZM13 52V53H12ZM29 53V54H26V53ZM30 52H32V54L30 53ZM48 52V53H47ZM117 52V53H116ZM137 52V53H136ZM166 52H167V55H166ZM187 52H188V54H187ZM191 52V53H190ZM10 53H12V54H10ZM17 53V54H16ZM175 53V54H174ZM18 54H22V55H18ZM25 54V56H23ZM55 54H57L58 56H56ZM114 54V55H113ZM120 54V55H119ZM136 54H138V55H136ZM173 54V55H172ZM17 55V56H16ZM29 55V56H28ZM38 55V54H37ZM49 55V56H48ZM51 55V56H50ZM61 55V56H60ZM79 55V56H78ZM105 55V56H104ZM117 55H118V57H117ZM140 55V56H139ZM147 55V56H146ZM14 56H16V57H14ZM47 56V57H46ZM108 56V57H107ZM124 56V57H123ZM20 57V58H19ZM29 57V58H28ZM53 57V58H52ZM56 57H58V58H56ZM166 57V58H165ZM188 57V58H187ZM191 59H190V58ZM6 58V59H5ZM14 58V59H13ZM15 58H16V60H15ZM22 58V59H21ZM104 58V59H103ZM108 58V59H107ZM110 58H112V59H114V60H112V59H110ZM126 58H128V59H126ZM133 58V59H132ZM137 58V59H136ZM141 58V60H139ZM162 58H163V60L165 59V61H164V63H169V64H164L163 63V60H162ZM19 59V60H18ZM21 59V60H20ZM60 59V60H59ZM73 59V60H74ZM116 59V60H115ZM124 59V60H123ZM136 59V60H135ZM148 59H150V61H148ZM152 59V60H151ZM176 59V60H175ZM186 59H189V62H188V60H186ZM4 60V61H3ZM50 60V61H49ZM104 62H103V61ZM106 60V61H105ZM108 60V61H107ZM125 60H127V61H125ZM133 60V61H132ZM170 60V61H169ZM175 60V61H174ZM119 61V62H118ZM142 61H143V63H142ZM144 61H145V63H144ZM173 61V62H172ZM49 62V63H48ZM116 62H117V64H116ZM124 62V63H123ZM127 62V63H126ZM137 62H138V64H137ZM147 62L149 63V65L147 64ZM152 62V63H151ZM175 62V63H174ZM47 63V64H46ZM114 63V64H113ZM123 63V64H122ZM154 63V64H153ZM156 63H157V65H156ZM159 63V64H158ZM10 64V65H9ZM11 64H12V66H11ZM46 64V65H45ZM49 64V65H48ZM54 64V65H53ZM108 64V67L106 66ZM141 64V65H140ZM151 64V65H150ZM153 64V65H152ZM173 64V65H172ZM55 65H57V66H55ZM103 65H105V67L103 66ZM139 65V66H138ZM148 65V66H147ZM160 65V66H159ZM170 65V66H169ZM171 65H172V67H171ZM175 65V66H174ZM50 66V67H49ZM54 66L56 67V69L54 68ZM110 66V67H109ZM111 66H115L114 68L113 67H111ZM126 68H125V67ZM135 66V67H134ZM143 66V67H142ZM147 66V67H146ZM165 66V67H164ZM15 67H16V69L17 70H15ZM139 67V68H138ZM146 69H145V68ZM149 67V68H148ZM151 67V68H150ZM171 67V68H170ZM7 68V69H6ZM12 68H14V70L12 69ZM19 68V69H18ZM50 68V69H49ZM120 68V69H119ZM131 68V69H130ZM140 68H142V69H140ZM170 68V69H169ZM12 69V70H11ZM54 69V70H53ZM137 69H138V71H137ZM150 69V70H149ZM199 69V70H198ZM7 70H10V71H8L7 72ZM20 70V71H19ZM110 70H111V73H112V75H111V73H110ZM117 70V71H116ZM122 70V71H121ZM127 70V71H126ZM130 70V71H129ZM140 70V71H139ZM152 70V71H151ZM165 70V71H164ZM170 70V71H169ZM173 70H177V72L176 71H173ZM193 72H192V71ZM195 70V71H194ZM6 71V72H5ZM114 71V72H113ZM149 71V72H148ZM156 71H160V73L161 74H159V73H157ZM167 71L169 72V74L167 73ZM2 72V73H1ZM3 72H4V74H3ZM16 72V73H15ZM108 72V73H107ZM129 72V73H128ZM140 72V73H139ZM142 72V73H141ZM152 72H154V73H152ZM156 72V73H155ZM172 72V73H171ZM192 72V73H191ZM7 73V74H6ZM110 73V74H109ZM147 73V74H146ZM149 73H151V75L149 74ZM165 73V74H164ZM178 73V74H177ZM17 74V75H16ZM21 74H23V73H21ZM118 74V75H117ZM129 74H132V75H130L129 76ZM144 75V77H142V75ZM153 74H155V75H153ZM164 74V75H163ZM194 74V75H193ZM197 74L199 75V76H197ZM7 75H9V76H7ZM11 75V76H10ZM109 75V76H108ZM160 75V76H159ZM169 75H170V77H169ZM196 75V76H195ZM14 76V77H13ZM119 76V77H118ZM127 76V77H126ZM135 76V77H134ZM137 76V77H136ZM140 76V77H139ZM146 76V77H145ZM152 77V78H150V77ZM167 76V77H166ZM192 76H194L195 77V80H194V77H192ZM3 77V78H2ZM10 77H11V79H10ZM160 77H162L161 79H160ZM165 77V78H164ZM173 77L175 78V79H173ZM118 78H120V79H118ZM134 80H133V79ZM143 78V79H142ZM146 78V79H145ZM192 79V81H193V83H192V81H191V79ZM113 79H114V81H113ZM118 79V80H117ZM125 79V80H124ZM141 79V80H140ZM145 79V80H144ZM149 79V82L147 81ZM150 79H152V80H150ZM69 80V81H68ZM132 80V81H131ZM169 80H170V82L172 83H170L169 82ZM122 81V83H120ZM130 81V82H129ZM156 81H160V82H157L156 83ZM166 81V82H165ZM66 82V83H65ZM115 82V83H114ZM134 82V83H133ZM138 82H140V83H138ZM143 82H145L144 84H142ZM151 82V83H150ZM153 82V83H152ZM169 82V83H168ZM196 82V83H195ZM62 83V84H61ZM69 83V84H68ZM135 83H136V85H135ZM149 83V84H148ZM161 83L164 85V86H166V87H164L163 85H161ZM174 83V84H173ZM187 83V84H186ZM197 83H198V85H197ZM201 83V84H200ZM60 84V87H61V85H63V87L64 88H66V89H70V86H72L73 85V82H72V80L70 79V78H68L67 80L65 79H63V80H61V82L59 83ZM122 84V85H121ZM131 84V85H130ZM166 84V85H165ZM194 84V85H193ZM196 84V85H195ZM126 85V86H125ZM127 85H128V87H127ZM135 85V86H134ZM141 85V86H140ZM187 85V86H186ZM117 86V87H116ZM123 86V87H122ZM149 86H151V87H149ZM158 86V87H157ZM159 86H161V87H159ZM173 86V87H172ZM178 86V87H177ZM191 86V87H190ZM116 89H115V88ZM122 87V88H121ZM131 87V88H130ZM140 87V88H139ZM143 89H142V88ZM155 87V88H154ZM157 87V88H156ZM169 87V88H168ZM183 87H185V88H183ZM118 88V89H117ZM124 88V89H123ZM133 88H135V89H133ZM153 88V90H152V92H151V89ZM164 88L166 89V90H164ZM182 88V89H181ZM121 89H122V91H121ZM156 89V90H155ZM159 89V90H158ZM167 89L169 90V91H167ZM185 89V90H184ZM194 89V90H193ZM196 89V90H195ZM113 90H115V92L117 93V94H114V92H113ZM145 90V91H144ZM150 90V91H149ZM162 90V91H161ZM181 90V91H180ZM128 91V92H127ZM135 91V92H134ZM137 91H139V92H137ZM154 91H156L157 92V96L153 93ZM159 91V92H158ZM167 91V92H166ZM175 91H176V95H175ZM179 91V92H178ZM196 91V92H195ZM201 91V92H200ZM132 92V93H131ZM147 92V93H146ZM151 94H150V93ZM171 92H172V94H173V96H172V94H171ZM183 92V93H182ZM194 92V93H193ZM23 93V92H22ZM108 93V92H107ZM123 93V94H122ZM125 93V94H124ZM128 93V94H127ZM138 93V94H137ZM141 93V94H140ZM146 93V94H145ZM180 93H182V94H180ZM201 93V94H200ZM203 93V94H202ZM27 94V95H26ZM136 94V95H135ZM166 94V95H165ZM169 94H171L169 97H168V95ZM192 94V95H191ZM30 95V96H29ZM117 95V96H116ZM125 95V96H124ZM136 97H135V96ZM143 95H144V97H143ZM148 95V96H147ZM155 95V96H154ZM199 97H198V96ZM22 96V97H21ZM25 96H27V97H25ZM43 96V97H42ZM46 96V97H45ZM113 96V97H112ZM129 96H130V98H129ZM142 96V97H141ZM150 96V97H149ZM165 96V97H164ZM182 96V97H181ZM196 98H195V97ZM57 97V96H56ZM120 97H122V98H120ZM123 97H125V98H123ZM155 97V98H154ZM173 97V98H172ZM176 97V98H175ZM184 97V98H183ZM188 97V96H187ZM29 98V99H28ZM38 98H40L39 100H38ZM129 98V99H128ZM133 100H132V99ZM142 98H144V99H142ZM146 98V99H145ZM147 98L149 99L148 101H149V104H148V101H147ZM180 98H181V100H182V104H184L185 105V107H184V105H182L181 104V100H180ZM201 98H199V100L201 99ZM23 99V100H22ZM36 99H37V101H36ZM43 99V100H42ZM47 99V100H46ZM123 99V100H122ZM175 99V100H174ZM178 99V100H177ZM20 100V101H19ZM115 100V101H114ZM117 100V101H116ZM124 100H126L125 102H124ZM184 100V101H183ZM197 100V101H196ZM35 101V102H34ZM42 101H44V102H42ZM82 100H79V102H81ZM121 101V102H120ZM130 101V102H129ZM133 101H136V102H134V104H133ZM151 101V102H150ZM153 101V102H152ZM174 101H176V102H174ZM179 101V102H178ZM15 102H17L16 103V105H15ZM39 102V103H38ZM43 104H42V103ZM146 102V103H145ZM9 103V104H8ZM19 103V104H18ZM26 103V104H25ZM36 103V105H37V108H35L36 107V105H34ZM45 103V104H44ZM123 103V104H122ZM177 103V104H176ZM5 104V105H4ZM12 104H13V106H12ZM28 104V105H27ZM39 104V105H38ZM41 104V105H40ZM53 104H55V103H53ZM52 104V105H53ZM84 104V103H83ZM118 104V105H117ZM122 104V105H121ZM141 104V105H140ZM143 104H144V106H143ZM147 104V105H146ZM156 104V105H155ZM172 104H174V105H172ZM7 105V106H6ZM11 105V106H10ZM17 105H19V106H17ZM25 107H24V106ZM70 105L71 104H69V105H67V106H64V108L62 107V111L61 112H59V109H57V116L60 118H62V117H64L65 116V118H66V116H71L72 114H74V112H66V110L68 111V109L67 108H70ZM116 105V106H115ZM127 105H129V106H127ZM132 105V106H131ZM10 106V107H9ZM42 106V107H41ZM122 106H123V108H122ZM142 106V107H141ZM176 106H177V109H176ZM180 106V107H179ZM182 106H183V108H182ZM12 107V108H11ZM18 107V108H17ZM20 107V108H19ZM21 107H22V109H21ZM29 109H28V108ZM34 107V108H33ZM117 107V108H116ZM129 107V108H128ZM135 107V108H134ZM148 107V108H147ZM3 108H5V109H3ZM16 108V109H15ZM31 108H32V110H31ZM41 108V109H40ZM107 108H109V109H107ZM128 108V109H127ZM10 109V110H9ZM11 109H12V111H11ZM19 109V110H18ZM27 109V110H26ZM36 109V110H35ZM39 109V110H38ZM71 109V108H70ZM117 109L119 110V112L117 111ZM121 109V110H120ZM135 109V110H134ZM137 109V110H136ZM178 111L179 110V112H177L176 110ZM181 109V110H180ZM14 110H15V113H14ZM24 110V111H23ZM34 110V111H33ZM63 110L65 111V112H63ZM1 111H3V112H1ZM30 111H31V113H30ZM34 113H33V112ZM35 111H37V112H35ZM114 111H116V112H114ZM129 111V112H128ZM6 112H9V113H6ZM19 112H20V114H21V116H20V114H19ZM22 112V113H21ZM124 112V113H123ZM24 113V114H23ZM60 113V114H59ZM68 113H69V115H68ZM101 114V116H100V114ZM103 113V114H102ZM106 113H108V114H106ZM126 113V114H125ZM128 113V114H127ZM132 113V114H131ZM4 114V115H3ZM15 114H17V115H15ZM63 116H62V115ZM94 114H95V116H94ZM7 115H9L8 117H11L12 116V118H11V121L13 122L14 121V124H10V123H12L11 121H8V120H5L4 118L5 117H7ZM24 115H27L28 117H24ZM103 115V116H102ZM19 116V117H18ZM40 116L42 117L43 116V114H40ZM94 116V117H93ZM98 116V117H97ZM124 116V117H123ZM21 117V118H20ZM106 117V118H105ZM131 119H130V118ZM137 117V118H136ZM18 118H20V119H18ZM27 118V119H26ZM31 118V119H30ZM103 118H104V120H103ZM112 119V121L113 122H109V120H106V119ZM22 119V120H21ZM38 119V120H37ZM43 119H45V118H43ZM123 119H124V122H123ZM132 119H136V120H132ZM141 119V120H140ZM17 120V121H16ZM28 120H30V121H28ZM37 120V121H36ZM42 120V119H41ZM102 120V121H101ZM118 120H119V122L121 123H118ZM122 120V121H121ZM125 120H126V123H125ZM28 121V122H27ZM128 121V122H127ZM133 121H134V123H133ZM174 121V123H176V120H173ZM173 121L172 122H170L171 124L173 123ZM17 122V123H16ZM20 122V123H19ZM26 122V123H25ZM31 122V123H30ZM100 122V123H99ZM142 124H141V123ZM23 123V124H22ZM37 123H39V122H37ZM103 123V124H102ZM109 123V124H108ZM113 123V124H112ZM114 123H115V125H114ZM130 123V124H129ZM137 123V124H136ZM117 124V125H116ZM127 124H128V127H127ZM136 124V125H135ZM113 125V126H112ZM139 125H141V126H139ZM17 126V127H16ZM21 126V127H20ZM92 126V125H91ZM104 128H103V127ZM115 126V127H114ZM117 126H119V127H117ZM124 126H126V127H124ZM131 126V127H130ZM144 126H145V128H144ZM152 126V127H151ZM90 127V128H89ZM110 127V128H109ZM113 127V128H112ZM134 128V131H133V128ZM143 129H142V128ZM157 128L158 127H160V125L158 124L157 126H156ZM23 128V129H22ZM73 128V129H72ZM106 128V129H105ZM109 128V129H108ZM155 128V129H154ZM9 129V130H8ZM125 129V130H124ZM128 129V130H127ZM130 129V130H129ZM135 129H136V131H135ZM139 130V131H138ZM154 130H155V132H154ZM10 131H11V133H10ZM73 131H74V133H73ZM110 131V132H109ZM120 131V132H119ZM122 131V132H121ZM124 131V132H123ZM141 131H143V132H141ZM2 132V133H1ZM70 132V133H69ZM105 132H106V134H105ZM111 132H112V134H111ZM114 132H116V134H119V135H116ZM128 132V133H127ZM138 132V133H137ZM71 133H73V134H71ZM75 133H77V134H75ZM95 133V134H94ZM125 133V134H124ZM140 133V134H139ZM24 134H25V132H24ZM36 134V135H35ZM38 134H39V137H38ZM114 134V135H113ZM121 134V135H120ZM123 134V135H122ZM130 134V135H129ZM132 134V135H131ZM138 134V135H137ZM14 135V136H13ZM34 135V136H33ZM71 135V136H70ZM94 135H95V137H94ZM143 135V136H142ZM2 136V137H1ZM73 136V137H72ZM90 136H92V138L90 137ZM113 136V137H112ZM116 136V137H115ZM117 136H121V138H119V139H117ZM124 136V137H123ZM38 137V138H37ZM65 137V138H64ZM97 137V138H96ZM112 137V138H111ZM71 138H72V140H71ZM77 138V139H76ZM79 138H80V140H79ZM93 138H94V140H93ZM114 138V139H113ZM137 138V139H136ZM7 139V140H6ZM75 139V140H74ZM86 139V140H85ZM96 139V140H95ZM121 139H124L125 140V144H123V142L122 141H120ZM126 139H129V140H127L126 141ZM12 140H14V141H12ZM69 140V141H68ZM83 140H84V142H83ZM91 140V141H90ZM106 140H107V142H106ZM140 140V141H139ZM143 140V141H142ZM22 141V140H21ZM73 141V142H72ZM86 141V142H85ZM118 141V142H117ZM120 141V142H119ZM132 143H134L133 145H131V142ZM135 141V142H134ZM9 142V143H8ZM20 142V141H19ZM60 142V143H59ZM72 142V144H70ZM76 142V143H75ZM78 142V143H77ZM80 142H82V143H80ZM92 143V144H89V143ZM127 142L129 143V144H127ZM139 142H141L140 143V145H141V148L139 149V148H137L138 146H137V143ZM14 143V144H13ZM16 143V144H15ZM59 143V144H58ZM83 143H85V144H83ZM88 143V144H87ZM101 143V144H100ZM250 143H251V141H250ZM13 144V145H12ZM41 144V145H40ZM43 144V145H42ZM68 144V145H67ZM77 144H78V146H77ZM80 144H81V146H80ZM97 144V145H96ZM107 144V146H105ZM60 145H61V147H60ZM63 145V146H62ZM72 145V146H71ZM116 145V146H115ZM127 145V146H126ZM8 146V147H7ZM13 146V147H12ZM16 146V147H15ZM56 146V148H54ZM58 146V147H57ZM68 146V147H67ZM70 146V147H69ZM83 146V147H82ZM85 146V147H84ZM87 146V147H86ZM96 146V147H95ZM130 146V147H129ZM132 146V147H131ZM134 146V147H133ZM137 146V147H136ZM19 147V148H18ZM21 147H22V149H21ZM39 147V148H38ZM73 147V148H72ZM77 147V148H76ZM90 147V148H89ZM93 147V148H92ZM106 147V148H105ZM123 147V148H122ZM128 147V148H127ZM27 148V149H26ZM28 148H30V149H28ZM52 148V149H51ZM54 148V149H53ZM75 148V149H74ZM93 150H92V149ZM112 150H111V149ZM118 148V149H117ZM120 148H122V149H120ZM125 148H127V149H125ZM249 148H252V146H250ZM19 149V150H18ZM25 149V150H24ZM44 149V150H43ZM46 149V150H45ZM49 149H50V151H49ZM56 149V150H55ZM64 149V150H63ZM66 149V150H65ZM70 149V150H69ZM89 149V150H88ZM102 149H103V152H102ZM138 151H137V150ZM150 149V148H149ZM148 149V151H145L144 150V154L147 156V157H149V155H150V157H152L151 155H153L154 153H153V150L154 149H150L149 150ZM11 150H13V152L11 151ZM23 150V151H22ZM32 150H34L33 152L34 153H32ZM52 150H54V151H52ZM60 150V151H59ZM68 150H69V152H68ZM86 150H88V151H86ZM108 150H109V152H108ZM124 150V151H123ZM141 150V151H140ZM152 150V151H151ZM27 151H29V152H27ZM73 151H74V153H73ZM78 151H79V155H81V157H79V155H78ZM117 151V152H116ZM119 151H120V153H119ZM131 151V152H130ZM252 151V150H251ZM251 151H250V153H251ZM10 152V153H9ZM15 152H17V153H15ZM20 152V153H19ZM24 152V153H23ZM31 152V153H30ZM48 152V153H47ZM53 152V154H52V156H51V153ZM76 152V153H75ZM87 152V153H86ZM90 152H92V155H91V153ZM94 152V153H93ZM99 152V153H98ZM106 152H107V154H106ZM112 152H114V153H112ZM116 152V153H115ZM123 152V153H122ZM143 152V151H142ZM150 152V153H149ZM28 153V154H27ZM30 153V154H29ZM41 154V156H40V154ZM58 153V154H57ZM69 153V154H68ZM84 153H86V157H85V155H84ZM97 153V154H96ZM149 153V154H148ZM10 154V155H9ZM13 154V155H12ZM33 154H34V156L35 157H37V158H39V160L36 158V159H33V158H35L34 156H33ZM38 154V155H37ZM46 154H48V155H46ZM56 154V155H55ZM73 154V155H72ZM77 154V155H76ZM88 154V155H87ZM90 154V155H89ZM99 154H101V155H99ZM104 154V155H103ZM115 154V155H114ZM148 154V155H147ZM252 154V153H251ZM45 155V156H44ZM65 155V156H64ZM68 155V156H67ZM93 155H95V157L93 156ZM98 155H99V157H98ZM108 155V156H107ZM111 155H112V157H111ZM116 155H117V157H116ZM119 155V156H118ZM124 155V156H123ZM128 155V156H127ZM262 155V154H261ZM7 156V157H8ZM26 156H27V158L28 157H30L29 159H26L25 160V158H26ZM43 156V157H42ZM47 156V157H46ZM54 156H55V158H54ZM77 156V157H76ZM88 156H89V158H88ZM97 156V157H96ZM113 156H115L114 158H113ZM125 156H126V158H125ZM33 157V158H32ZM58 157V158H57ZM64 157H65V159H64ZM68 158V160H67V158ZM101 157V158H100ZM107 157V158H106ZM109 157V158H108ZM120 157H121V159H120ZM128 157H129V159H128ZM250 157V156H249ZM261 157H263V155L261 156ZM49 158V159H48ZM54 158V159H53ZM57 158V159H56ZM60 158H61V160H60ZM74 160H72V159ZM82 158V159H81ZM84 158H86V159H84ZM95 158V159H94ZM116 158H118V159H116ZM33 159V160H32ZM42 159V160H41ZM46 161H45V160ZM56 159V160H55ZM69 159H70V161H69ZM92 159H93V161H92ZM103 159V160H102ZM109 159V160H108ZM125 159H126V162H125ZM263 159H264V157H263ZM28 160V161H27ZM32 160V161H31ZM59 160V161H58ZM72 160V161H71ZM78 160V161H77ZM86 160H89V161H87V163H86ZM91 160V161H90ZM95 160V161H94ZM107 160V161H106ZM123 160V161H122ZM130 160V161H129ZM25 161V162H24ZM35 161V162H34ZM58 161V162H57ZM75 161H76V163L77 164H75ZM83 161V162H82ZM99 161V162H98ZM108 161H110V162H108ZM41 162V163H40ZM69 162V163H68ZM83 164H82V163ZM85 162V163H84ZM88 162H90V165H88L89 163ZM91 162H92V164H91ZM101 162V163H100ZM115 162V163H114ZM122 162V163H121ZM264 162V161H263ZM30 163V164H29ZM36 163V164H35ZM40 163V164H39ZM46 163V164H45ZM81 163V164H80ZM103 163V164H102ZM105 163V164H104ZM112 163V164H111ZM121 163V164H120ZM124 163H126V164H124ZM260 163H262V161H260ZM259 163V164H260ZM62 165V167H58V172H57V166H61ZM65 166H64V165ZM71 164H73V165H71ZM82 166H80V165ZM98 164V165H97ZM101 164V165H100ZM117 164H119V165H117ZM30 165V166H29ZM49 165V166H48ZM69 165V166H68ZM76 165H78L77 167H76ZM84 165V166H83ZM94 165H96V167L97 168H95V167H93ZM108 165V166H107ZM110 165V166H109ZM113 165H115L114 167H113ZM121 165H123V166H121ZM25 166V167H24ZM86 166V167H85ZM93 168H91V167ZM98 166H100V168L98 167ZM103 167V169H102V167ZM47 167V168H46ZM56 167V168H55ZM85 167V168H84ZM123 167V169L120 171V169ZM26 170H25V169ZM71 168V169H70ZM88 168V169H87ZM106 168H107V170H106ZM111 170H109V169ZM118 168H119V170H118ZM29 169V170H28ZM36 169V170H35ZM48 169V170H47ZM66 169V170H65ZM85 169V170H84ZM91 169V170H90ZM100 169H102L101 171H103V172H101L100 171ZM113 169V170H112ZM125 169V170H126ZM22 172H21V171ZM38 170V171H37ZM61 170V171H60ZM74 170V171H73ZM78 170V171H77ZM26 171H28V172H26ZM31 171V173H29ZM39 171H40V173H39ZM60 171V172H59ZM62 171H64V172H62ZM67 171H68V173H67ZM81 171V172H80ZM88 171V172H87ZM93 171V172H92ZM95 171H97V172H95ZM105 171V172H104ZM108 172V175H107V172ZM112 171H113V173H112ZM114 171H115V173H114ZM55 172V173H54ZM65 172H66V174H65ZM77 172V173H76ZM80 172V173H79ZM88 174H87V173ZM90 172V173H89ZM25 175H24V174ZM33 173V174H32ZM36 173H37V175H36ZM56 173H58L57 174V176L58 177H60V179L59 178H57V176H55L56 175ZM61 173V174H60ZM79 173V174H78ZM97 173V174H96ZM104 173H106V174H104ZM27 174V175H26ZM29 174V175H28ZM40 174V175H39ZM42 174V175H41ZM60 174V175H59ZM65 174V175H64ZM92 174H94V175H92ZM100 174V175H99ZM125 174V175H124ZM31 175V176H30ZM64 177H63V176ZM78 175V176H77ZM87 175V176H86ZM88 175H89V177H88ZM99 175V176H98ZM111 175V176H110ZM115 175V176H114ZM120 175V174H119ZM27 176V177H26ZM40 176H41V178H40ZM47 176H49V177H47ZM67 176V177H66ZM82 176V177H81ZM83 176H85V177H83ZM91 176V177H90ZM96 176V177H95ZM33 177V178H32ZM37 177V178H36ZM42 177H44L43 179H42ZM71 179V180H75V181H77V183H79V184H84V182H85V184L83 185V188L82 189H77L73 184H69V185H67L68 186V189H67V186H63L64 184V182L62 181V178H64V179ZM79 177V178H78ZM99 177V178H98ZM112 177V178H111ZM114 177V178H113ZM9 178V177H8ZM29 178H30V180L32 179V181H28L29 180ZM39 178V179H38ZM48 178H50V179H48ZM56 178H57V181H56ZM76 178H78V179H76ZM86 178H88V179H86ZM94 178V179H93ZM105 178L106 179H108V181L111 183V182H113V183H115L116 182V186H112L114 189H111L110 187L109 188H107V190H106V188H104V185H103V183H104V180H105ZM17 179H19V180H17ZM26 179V180H25ZM42 179V180H41ZM80 179L82 180V181H80ZM93 179V180H92ZM95 179H98V180H95ZM113 179V180H112ZM2 180V179H1ZM17 180V181H16ZM25 180V181H24ZM33 180H35V181H33ZM45 180H46V182H45ZM89 180V181H88ZM95 180V182H93ZM103 180V181H102ZM24 181V182H23ZM36 181H38V182H36ZM66 181H68V180H66ZM91 181V182H90ZM96 181H98V182H96ZM115 181V182H114ZM19 182V183H18ZM47 184V186H46V184ZM36 183H38V184H36ZM88 183V184H87ZM19 184V185H18ZM24 184V185H23ZM50 184V185H49ZM89 185V187L87 186V185ZM96 186H95V185ZM16 185V186H15ZM31 185H32V187L34 188V189H32V187H31ZM51 185L56 189H52L53 187H51ZM56 185H59V186H57L56 187ZM93 185V186H92ZM16 187V188H14V187ZM34 186H36V187H34ZM38 186V187H37ZM49 186V187H48ZM63 186V187H62ZM71 186H72V188H71ZM97 186H99V187H97ZM117 186H118V188H117ZM21 189V191L18 189ZM24 187V188H23ZM46 187H47V189H46ZM61 187V188H60ZM7 188V189H6ZM10 188V189H9ZM29 189V190H26V189ZM50 188V189H49ZM75 188H76V191L77 192H75ZM87 188V189H86ZM96 188V189H95ZM99 188V189H98ZM100 188H101V190H100ZM117 188V189H116ZM40 189V190H39ZM51 189H52V191H51ZM90 189H91V191H90ZM111 189V190H110ZM121 189V190H120ZM9 190V191H8ZM64 190V191H63ZM73 190V191H72ZM83 190V191H82ZM85 190H86V192H85ZM93 190V191H92ZM101 192H100V191ZM115 190V191H114ZM6 191H8V192H6ZM23 191H25L24 193H23ZM45 191H46V193L48 194V192L50 191V193L47 195V196H49L48 198H47V196H45L46 195V193H45ZM54 191V192H53ZM78 191L81 193V196H80V202H75V200H76V198H77V193H78ZM95 191H96V193H95ZM103 191H105V192H103ZM109 191V192H108ZM112 191V192H111ZM17 192H19L21 195H19V193H17ZM42 192V193H41ZM62 192V193H61ZM65 192V193H64ZM71 192H73V193H71ZM75 192V193H74ZM98 192H100V194L98 193ZM108 194H107V193ZM11 193V194H10ZM17 193V194H16ZM41 193V194H40ZM71 195H70V194ZM94 195H93V194ZM103 193H105V194H107V195H103ZM121 193V194H120ZM26 194V195H25ZM28 194V195H27ZM50 194H51V196H50ZM64 194V196H68L66 199H63V200H61L60 198H61V196ZM72 194H74V195H72ZM84 194H85V196H84ZM90 194V195H89ZM111 194H113V195H111ZM6 195V196H5ZM17 195H19V196H17ZM30 195V196H29ZM32 195V196H31ZM70 195V196H69ZM105 196V197H103V196ZM25 197V198H23V197ZM27 196V197H26ZM44 196V197H43ZM53 196V197H52ZM87 196V197H86ZM93 196H95L96 197V199H100L98 202L96 201V199L93 197ZM107 196H110V197H108V199H107ZM7 197L9 198V199H7ZM16 197V198H15ZM19 197H20V199H19ZM73 197H75V198H73ZM99 197V198H98ZM22 198V199H21ZM33 200V202H32V200ZM69 198H71V199H69ZM73 198V199H72ZM86 199V200H88L89 202H90V206L89 207H87V208H89L88 209V211L85 209L84 211L82 210V207L81 206H84V204H85V201H83V199ZM90 198V199H89ZM92 198H94V199H92ZM106 198V199H105ZM113 200H111V199ZM114 198V199H113ZM117 200H116V199ZM120 198V199H119ZM24 199V200H23ZM121 199H122V201H121ZM6 200V201H5ZM17 200H19V201H17ZM21 200V201H20ZM37 200V201H36ZM74 200V201H73ZM81 200H82V202H81ZM106 200V201H105ZM10 201L12 202V203H10ZM15 201H17V203H20V206L21 207H23V209H24V212H25V210L26 211H28L27 209H29L28 207H26V205H27V201H31L32 203H33V205H32V203L30 204L31 205V207L33 206V208H36L33 212H35V214L36 215H31V214H29L28 215V217H24L23 216V214H20V213H17L16 212V215L18 216V215H20V216H18V218L17 217H14L15 216V208H14V206L13 205H15ZM26 201V202H25ZM47 201V202H46ZM52 201V202H51ZM95 201H96V203H95ZM117 201H120V202H117ZM25 202V203H24ZM34 202H35V204H34ZM54 202V203H53ZM71 202H72V204H71ZM95 203V205H92V204H94ZM101 204H100V203ZM106 202V203H105ZM112 202V203H111ZM62 205H61V204ZM77 203V204H76ZM107 203H109L110 205H108ZM115 203H117V204H115ZM50 204V205H49ZM52 204V205H51ZM79 204V205H78ZM82 204V205H81ZM102 204H104V205H102ZM106 204V205H105ZM114 204V205H113ZM121 204H123V203H121ZM29 205V206H30ZM37 205V206H36ZM48 205V206H47ZM73 207H75V208H77V209H75V208H73ZM98 205V206H97ZM102 205V208L101 207H99V206H101ZM54 206V207H53ZM60 206L62 207V209L60 208ZM96 206V207H95ZM111 206V207H110ZM26 207V208H25ZM109 209H108V208ZM115 207V208H114ZM118 207V208H117ZM38 208H39V210H38ZM96 208V209H95ZM107 208V209H106ZM111 208H112V210H111ZM42 209V211L43 212H45L46 210V214L45 213H43L42 211L40 212V210ZM45 209V210H44ZM52 209V210H51ZM54 209V210H53ZM103 209V210H102ZM37 210L40 212V213H38L37 212ZM95 210H97V211H95ZM111 210V211H110ZM12 211V212H11ZM53 211H54V213H53ZM61 211V212H60ZM69 211V213L66 215V213ZM90 211V213H91V215L92 216H88V212ZM93 211V212H92ZM23 212V211H22ZM38 214H37V213ZM50 212H52V214L50 213ZM60 212V213H59ZM84 214H83V213ZM7 213V214H6ZM98 213H100V215L98 214ZM50 214V215H49ZM56 214V215H55ZM82 214V215H81ZM11 215V216H10ZM61 215V216H60ZM62 215L64 216V217H62ZM90 215V214H89ZM97 216V217H95V216ZM8 216V217H7ZM58 216V217H57ZM86 216H88V218L86 217ZM94 216V217H93ZM108 216H110L109 214H108ZM30 217V218H29ZM59 217H61V218H63V219H61V218H59ZM66 217V218H65ZM12 218V221L10 220ZM14 218H16V219H14ZM83 218H85V219H83ZM6 219H8V220H6ZM21 219H22V221H21ZM26 219V221H24ZM50 219V220H49ZM65 219V220H64ZM90 221H89V220ZM33 220V221H32ZM66 220H67V222H66ZM87 220H88V222H87ZM10 221V222H9ZM23 221H24V223H23ZM63 222L62 224L60 223V222ZM13 222V223H12ZM19 222H22V224L20 223L19 224ZM25 222H28V223H25ZM65 222H66V224H65ZM9 223V224H8ZM24 224V225H23ZM29 224H31L30 226H29ZM55 224V225H54ZM69 225V227H67L68 225ZM65 225V226H64ZM72 226V225H71ZM93 226V225H92ZM31 228V229H30ZM33 228V229H32ZM46 228V227H45ZM96 228H98V226L96 227ZM56 229H55V231H56ZM46 230H47V228H46ZM87 230V231H86ZM24 233V234H23ZM45 233H49L48 231H46ZM90 233V236L88 235ZM5 235V236H4ZM21 235H22V237H21ZM26 237H25V236ZM52 235V234H51ZM53 236V235H52ZM87 236H89V237H87ZM24 237V238H23ZM60 237H61V235H60ZM101 237V238H100ZM8 238L9 237H7V233H3V232H0V253H2V251L1 250H3V247H4V243H7L8 242ZM19 238H21V239H19ZM100 238V239H99ZM23 239V240H22ZM104 239H107V238H105L104 237ZM103 238L101 239V240H104ZM22 242H21V241ZM24 241V242H23ZM52 241V240H51ZM59 241L60 240H58V241H55L54 242V240H53V245L52 246H54L55 247V245H57V246H60V245H58L57 243H59ZM17 243V244H18ZM66 242L64 241L62 244H61V246H60V248L58 249L59 251H61L60 252V255H64L63 256V259H64V261L66 260L68 263H70L69 261L70 260H72V258H74L73 260H75V257H76V255L77 256H79V255H81V254H83V253H86V252H91L90 254H94L100 247H95V248H91L90 250L88 249H86V248H84L83 246L81 247H78V248H71V246H70V248L68 249V247H69V245H67V243L65 244ZM8 244H9V242H8ZM24 244V245H23ZM27 244V245H26ZM10 245V244H9ZM21 245H22V247H21ZM103 247H105L106 248V246H107V248L108 249H110V246L108 247V244L106 243V245L104 246V245H102ZM5 248V247H4ZM33 248V247H32ZM112 248V247H111ZM135 248V247H134ZM141 248H143V247H141ZM25 249V248H24ZM62 249V250H61ZM113 249V248H112ZM112 249H110V250H112ZM140 249V248H139ZM26 250V249H25ZM67 250V251H66ZM113 250H115V249H113ZM74 251V252H73ZM146 251H148V252H150L151 250H148V248H146ZM62 252H65V253H62ZM113 252V257H115V259H116V261H117V263L118 264H144V262L143 261H141V258L139 257L138 259H136L134 256L132 257V258H135L134 260H132V258H131V256H130V253L128 254H126V255H128L127 257H125V256H121V254H117L116 253V251L114 252V251H112ZM18 253L19 254H22V253H20L19 251H18ZM109 253H111V252H109ZM134 253V252H133ZM150 253H153L155 256V260H158L157 259V257L159 258L160 256H158L157 254H155L154 252H150ZM16 254H17V251H16ZM72 254V255H71ZM112 254V253H111ZM116 256H115V255ZM67 255H69V256H67ZM20 255H17V257H19ZM93 256V258H94V255H92ZM65 257V258H64ZM66 257H68L69 259H67ZM123 259H122V258ZM183 257V259H184V257L185 256H181V258ZM2 258V254L0 255V259ZM19 258H21V256L19 257ZM127 258V259H126ZM131 260H130V259ZM185 258H187V257H185ZM173 259H175V258H173ZM177 259H179V258H177ZM138 260H140V261H138ZM160 260V261H159ZM159 260H158V262H167L168 263V261H165L163 258L161 259V258H159ZM65 261V262H66ZM134 261H136V262H134ZM189 261H193V260H191V259H189ZM95 262V261H94ZM140 262V263H139ZM198 263V264H200L199 262H197V261H193V263ZM65 264H67V263H65Z\"/></svg>", "mask_w": 264, "mask_h": 264}]
</instances>
